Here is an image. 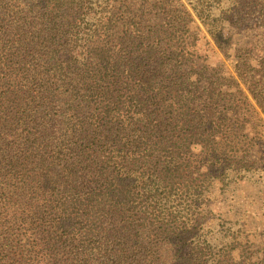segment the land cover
Instances as JSON below:
<instances>
[{
	"label": "trees",
	"instance_id": "obj_1",
	"mask_svg": "<svg viewBox=\"0 0 264 264\" xmlns=\"http://www.w3.org/2000/svg\"><path fill=\"white\" fill-rule=\"evenodd\" d=\"M210 1L0 0V264H264L208 211L256 168L264 0Z\"/></svg>",
	"mask_w": 264,
	"mask_h": 264
},
{
	"label": "rangeland",
	"instance_id": "obj_2",
	"mask_svg": "<svg viewBox=\"0 0 264 264\" xmlns=\"http://www.w3.org/2000/svg\"><path fill=\"white\" fill-rule=\"evenodd\" d=\"M231 2L232 0H211L210 4L221 9L227 8ZM229 18L234 21L233 14ZM251 23H254V20L246 21L243 27L233 30L234 47L242 49L257 45L255 32L247 28ZM199 34L201 36L199 53L206 57L213 67L222 63L224 73L230 75L235 64V60L231 57L233 51L224 56L210 41L205 28L202 27ZM261 84L264 86V81H261ZM253 120L245 131L246 134L250 133L248 136L253 140L251 150L256 168L243 172L223 188H213L210 191L208 211L212 217L224 222L225 226L230 228L226 236V232L220 227L221 223L213 220L210 229H218L217 235H214V242L222 245L229 239H241L252 245L258 253L264 246V113L260 112V117L256 116Z\"/></svg>",
	"mask_w": 264,
	"mask_h": 264
}]
</instances>
